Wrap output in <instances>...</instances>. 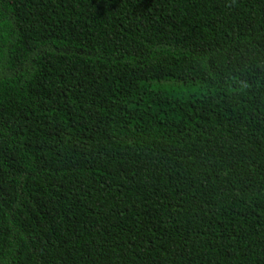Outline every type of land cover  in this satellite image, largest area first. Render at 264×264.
Instances as JSON below:
<instances>
[{
	"label": "trees",
	"instance_id": "obj_1",
	"mask_svg": "<svg viewBox=\"0 0 264 264\" xmlns=\"http://www.w3.org/2000/svg\"><path fill=\"white\" fill-rule=\"evenodd\" d=\"M0 264H264V0H0Z\"/></svg>",
	"mask_w": 264,
	"mask_h": 264
}]
</instances>
